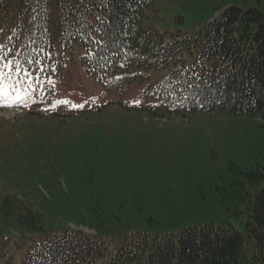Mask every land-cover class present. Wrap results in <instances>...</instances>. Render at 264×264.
I'll use <instances>...</instances> for the list:
<instances>
[{
	"label": "rangeland",
	"instance_id": "rangeland-1",
	"mask_svg": "<svg viewBox=\"0 0 264 264\" xmlns=\"http://www.w3.org/2000/svg\"><path fill=\"white\" fill-rule=\"evenodd\" d=\"M229 6L264 13V0H156L139 26L168 40ZM143 70L128 64L107 87L76 61L46 77L56 103L0 94V264H22L28 244L67 228L102 244L95 264L135 233L244 229L264 188V111L169 113L149 86L172 67Z\"/></svg>",
	"mask_w": 264,
	"mask_h": 264
},
{
	"label": "trees",
	"instance_id": "trees-1",
	"mask_svg": "<svg viewBox=\"0 0 264 264\" xmlns=\"http://www.w3.org/2000/svg\"><path fill=\"white\" fill-rule=\"evenodd\" d=\"M155 1L0 0V87L45 100L51 95L47 75L66 63L77 61L103 81L118 62L143 71L172 67L149 86L169 113L264 111V13L229 6L204 28L165 40L139 26ZM245 212L242 231L219 223L177 234H131L105 263L264 264V188ZM43 237L28 244L22 264H95L102 256V244L80 231ZM5 243L0 238V249Z\"/></svg>",
	"mask_w": 264,
	"mask_h": 264
},
{
	"label": "snow or ice",
	"instance_id": "snow-or-ice-1",
	"mask_svg": "<svg viewBox=\"0 0 264 264\" xmlns=\"http://www.w3.org/2000/svg\"><path fill=\"white\" fill-rule=\"evenodd\" d=\"M0 94H4V95H6L7 93L4 92V90H3L2 88H0Z\"/></svg>",
	"mask_w": 264,
	"mask_h": 264
},
{
	"label": "bare ground",
	"instance_id": "bare-ground-1",
	"mask_svg": "<svg viewBox=\"0 0 264 264\" xmlns=\"http://www.w3.org/2000/svg\"><path fill=\"white\" fill-rule=\"evenodd\" d=\"M9 103H11V102H6V105H9ZM13 104V103H12ZM9 106H11V105H9ZM12 107V106H11Z\"/></svg>",
	"mask_w": 264,
	"mask_h": 264
}]
</instances>
